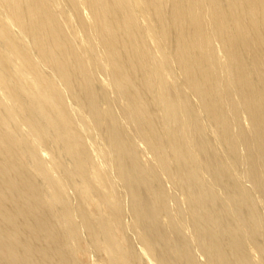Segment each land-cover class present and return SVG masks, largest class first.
Wrapping results in <instances>:
<instances>
[{"label": "bare ground", "instance_id": "6f19581e", "mask_svg": "<svg viewBox=\"0 0 264 264\" xmlns=\"http://www.w3.org/2000/svg\"><path fill=\"white\" fill-rule=\"evenodd\" d=\"M0 264H264V0H0Z\"/></svg>", "mask_w": 264, "mask_h": 264}]
</instances>
